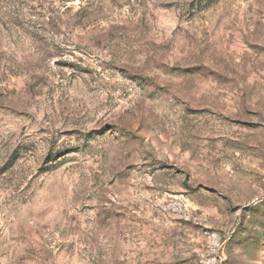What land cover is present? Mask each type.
<instances>
[{"label": "rangeland", "instance_id": "374dc122", "mask_svg": "<svg viewBox=\"0 0 264 264\" xmlns=\"http://www.w3.org/2000/svg\"><path fill=\"white\" fill-rule=\"evenodd\" d=\"M0 264H264V0H0Z\"/></svg>", "mask_w": 264, "mask_h": 264}, {"label": "trees", "instance_id": "16d2710c", "mask_svg": "<svg viewBox=\"0 0 264 264\" xmlns=\"http://www.w3.org/2000/svg\"><path fill=\"white\" fill-rule=\"evenodd\" d=\"M72 1H73V0H72ZM74 1H75V0H74ZM66 9H67V8H66ZM66 9H65V10H66ZM53 13H54V14H55V13H56V14H59V13H57L56 11H53ZM61 15H62V14H61ZM61 15H58V16L56 17V19H55L56 22H59V21H60V16H61ZM76 15H77V14H76ZM48 20H50V19H48ZM51 20H52V19H51ZM52 21H54V20H52ZM53 49H54V47H50V53L52 52Z\"/></svg>", "mask_w": 264, "mask_h": 264}]
</instances>
